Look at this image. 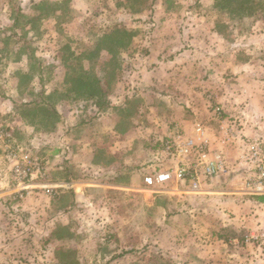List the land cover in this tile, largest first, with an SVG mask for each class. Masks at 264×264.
<instances>
[{
    "label": "rangeland",
    "instance_id": "1",
    "mask_svg": "<svg viewBox=\"0 0 264 264\" xmlns=\"http://www.w3.org/2000/svg\"><path fill=\"white\" fill-rule=\"evenodd\" d=\"M249 6L253 10L247 13L220 0H0V128L13 127L16 146L43 161L47 183L60 177L100 185L55 196L37 188L19 198L13 162L0 143V264H189L181 245L190 237L216 234L231 246L233 239L263 231L264 208L253 207L257 197L246 188L253 164L243 157L250 143L264 145V0ZM118 27L125 28L126 44L113 46L116 76L100 108L94 105L104 101L100 98L77 99L70 80L76 74L110 78L105 37ZM154 46L166 49L167 58L188 51L195 65L187 75H197L199 82H177L173 89L181 95L175 98L146 91L128 99L131 79L128 86L119 84L134 73L132 61ZM119 91L121 102L115 99ZM29 101L57 113L21 107ZM120 103L123 107L115 108ZM74 114L77 127L68 124ZM108 114L112 117L104 118ZM175 116L192 121L190 134L203 126L211 147L219 139L237 145V160L225 156L224 174L202 177L200 192L177 181L147 189L140 177L136 188L115 187L130 185L140 170L151 168L148 148L157 151L176 126L170 127ZM115 122L117 131L111 133ZM64 140L70 150L60 156L56 151ZM77 140L102 149L114 144L119 157L104 152L103 161L125 173L111 176L102 167L91 176L86 158L82 164L73 159ZM162 160L171 166V160ZM235 245L249 252L252 264H264L257 245Z\"/></svg>",
    "mask_w": 264,
    "mask_h": 264
},
{
    "label": "crops",
    "instance_id": "2",
    "mask_svg": "<svg viewBox=\"0 0 264 264\" xmlns=\"http://www.w3.org/2000/svg\"><path fill=\"white\" fill-rule=\"evenodd\" d=\"M165 50L166 49L156 50V46H154L151 50H149L150 52L149 54L142 55L141 57H137L136 60L132 61V65L134 67L136 66L137 68L135 67L134 73L130 75L131 78L130 76L125 77L122 80V82H120L119 84V86H124L125 84L128 86L129 83L127 81L128 79H131L130 83L133 85L132 87H129L127 89L128 99H131L133 96L139 97L141 95H145L146 91L153 92L150 94L157 96V98L165 97L164 96L165 93H163V91H166L172 94V98H175L176 96L181 95V94H178L179 93L178 91H175L173 89V88L176 89L178 87V84H176L177 82H179L180 84L181 83L184 84L188 82L189 80L193 81V79L195 82H199L195 80V78H197V75H195L193 79L190 78L191 74L187 75L190 68H192V66L195 65L194 62L188 59V56H187L188 51L184 50L181 53L177 54L176 57L167 58L165 57V55H167L168 51H165ZM175 75H178V78H176ZM188 87H191V86H188ZM190 89L191 90L188 91L189 93L188 95L189 97H193L194 96L193 94L195 91L192 88ZM117 94L118 96L115 99H120L119 101L121 102V100L123 99V94L121 91L117 92ZM121 105H123V103H120V105H117L115 108H120ZM150 108L153 109V106H150ZM0 112L2 111L0 110ZM58 112H59V109H58ZM56 113H57V109H56ZM72 117H73L72 121H70V123L68 122V124L69 126L77 127L79 124L75 125L72 123L74 120L75 114L72 115ZM105 117H112V114H108L107 116H104V118ZM111 119L112 121H114L113 118ZM116 124L117 123L115 122L113 125V128L110 129L109 132L116 133L117 131ZM173 125H178L182 129H184L187 135H191L190 133L192 132L194 128V125L192 126V121H189L186 117L183 118L182 116L173 117V122L171 123L170 127H172ZM5 128H7L12 134V136L14 137L13 127H5ZM68 142L69 141L67 140L62 141V148L58 149L56 153H58L61 156V154L65 153L67 150H70V146H69L70 143ZM75 144L78 146V149L77 151L75 150L77 155L74 154L75 151L73 152V159L75 160V162L77 160L79 163L82 164L83 159L86 158L87 159L86 163L88 164V166L94 169L93 174L91 176L94 175L95 177V174L96 175L100 174L97 171L95 173V169L102 168V167H108L109 169L108 174L111 176L118 173L120 175L119 178H121V174L125 173L126 169H121L122 167H119V166L117 168H115V166H113V168L112 167L110 168V165H109L110 162L103 161L104 158L102 155L104 152L108 154V155L106 154V156L112 155L114 157L115 156L119 157V154L117 152L118 150L114 148L116 147L114 146V144L109 145L105 149H102V147H99L97 144L95 145L94 143H89L88 141H83V140H77V143ZM212 148H214L216 153L218 152L224 153L227 159L229 158L228 157V154H229V156H231V161H235L238 158L237 152L239 151V147L237 145L226 146L225 142H222L219 139L216 142L214 141L212 142ZM154 150L151 148V146L148 148V151H150L148 155L153 157L152 159H150V162H152L155 159V157H157V153ZM79 156L82 157L80 161H79ZM110 158L111 157H108L107 160H109ZM76 167H78V165ZM151 170H152L151 168L145 169L144 171L140 170L137 173V175L134 176V179H133L134 181H132L130 185L117 184L115 185V187H118V189L136 188V186H138L136 180L139 179V177L144 180L145 175L150 173ZM97 184L99 183L94 182L93 179L92 180L87 179L85 182H80V181H75V179H72L71 181H66L65 179H60L59 177L57 178L56 181L53 182L52 185L57 188L56 189L57 193L60 191L62 195H65L69 191L77 192L76 188H78L80 185H87V186L90 185L93 187L100 186ZM31 188L32 189L30 190L28 195L33 194V190L37 189V185L34 184L32 185ZM142 191H145L144 194L150 193L148 190H145V189ZM39 193L40 192H34V195L35 196L39 195ZM253 204H254L253 207L255 208H257L258 206H260L261 208H264V202L257 201V202H253ZM197 240L199 241L198 245L195 242ZM197 240L194 239V237H190L187 241L184 240L183 244L181 245V248H182L181 254L184 255L186 259V263L189 262V264H196L197 262L196 256H198L199 258L203 259V261H200L199 264H203V262L204 264H252L248 251L245 252V251L238 249V246L235 244L231 246H226L223 243L221 237L216 234H214V237L212 236V238L208 236H203V237L199 236L197 237ZM230 241L231 240L227 242L232 243ZM251 254L253 257L252 260L256 259L257 255L254 252H252Z\"/></svg>",
    "mask_w": 264,
    "mask_h": 264
},
{
    "label": "built area",
    "instance_id": "3",
    "mask_svg": "<svg viewBox=\"0 0 264 264\" xmlns=\"http://www.w3.org/2000/svg\"><path fill=\"white\" fill-rule=\"evenodd\" d=\"M0 143L7 146L8 158L13 162L15 193L19 198L29 194L35 180L44 182L38 184L37 188L44 189L49 196H55L57 188L47 183L48 169L42 160L32 158L16 146L14 137L5 127L0 128ZM156 153L157 157L153 160L155 162H150L152 170L144 177L145 186L149 189L161 188L177 181L190 185L192 191L200 192L202 177L212 179L224 174L227 168L224 153L213 151L211 139L201 125L191 135H187L184 129L176 125L161 141ZM246 153L243 158L253 164L246 172L247 191L255 197L264 196V145L254 141L249 144ZM163 158L171 160V166L164 167ZM232 242L245 246L257 245L260 253L264 254V228L263 231L253 230L247 233L242 241L233 239Z\"/></svg>",
    "mask_w": 264,
    "mask_h": 264
},
{
    "label": "trees",
    "instance_id": "4",
    "mask_svg": "<svg viewBox=\"0 0 264 264\" xmlns=\"http://www.w3.org/2000/svg\"><path fill=\"white\" fill-rule=\"evenodd\" d=\"M221 2H227L229 4H233L237 6V10L240 12H247L249 13L250 10H253V7L249 6L250 4L254 2L251 0H220ZM120 27L116 28L112 34L108 35L105 37L106 39V44H107V54L111 56V59L108 63V66L112 68V70L108 73L110 78L106 79V77H94L92 80L86 78L87 76L83 74H76V76L71 78V83L73 86L72 91L77 92V99H80L82 101H90L94 100L96 98H100L104 101H102L100 104L95 103L94 105L97 107L102 108L103 106L106 105L107 103V95L108 90L106 88L108 87L107 85H111L113 82V79L115 78V69L118 66L117 61L115 60V51L113 50V46L115 43L117 44H124L125 37H126V31L124 29H119ZM121 37V38H120ZM123 37V39H122ZM126 44V43H125ZM106 79V82H105ZM104 81V82H103ZM22 108H30L29 110L35 111L36 112H44L46 114H50V112L56 114V111H50L49 109H46V106L39 102L35 101H29L26 103H23L21 105ZM31 113V112H30ZM257 201L264 202V196H259L256 199ZM73 257V256H72ZM61 260V259H60ZM75 263V262H74ZM73 262H65V261H60L59 264H74Z\"/></svg>",
    "mask_w": 264,
    "mask_h": 264
}]
</instances>
